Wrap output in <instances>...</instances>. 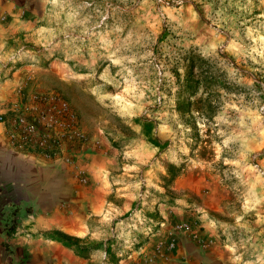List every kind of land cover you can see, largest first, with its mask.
I'll return each mask as SVG.
<instances>
[{
	"label": "rangeland",
	"instance_id": "rangeland-1",
	"mask_svg": "<svg viewBox=\"0 0 264 264\" xmlns=\"http://www.w3.org/2000/svg\"><path fill=\"white\" fill-rule=\"evenodd\" d=\"M0 4L4 33L15 26L1 45V51L14 56L0 69L8 62L46 65L47 59L61 56L65 32L90 35L96 26L93 38L98 41L85 38L80 44L84 58H96L91 69H83L78 104L88 114L97 109L102 117L98 127L114 163L110 175L118 215L111 228L119 233L118 239L110 237L114 257L138 249L141 237L161 226L153 222V213L149 221L142 211L145 203L160 200L183 208L211 183L225 190L229 218L242 212L247 225L264 219V0ZM63 20L66 29L59 27ZM104 38L106 43L100 41ZM107 58L114 63L103 67ZM187 77L198 85L189 112L180 115L176 101L186 98L181 87ZM33 81L23 83V98L39 91ZM104 84L114 93L108 101L112 109L96 105L95 95L88 93V86L93 90ZM111 104L131 117H120ZM140 117L154 121L152 134L167 142L164 149L152 146L134 124ZM88 128L94 133L96 126ZM231 221L230 226L245 232Z\"/></svg>",
	"mask_w": 264,
	"mask_h": 264
},
{
	"label": "crops",
	"instance_id": "crops-1",
	"mask_svg": "<svg viewBox=\"0 0 264 264\" xmlns=\"http://www.w3.org/2000/svg\"><path fill=\"white\" fill-rule=\"evenodd\" d=\"M4 9L0 4V13ZM65 20L59 22V27L67 28ZM95 27L90 28V35L71 36L65 32L60 38V45H64L61 56L47 59L46 65L11 66L8 62L0 69V113L10 114L21 108L37 110L38 97L57 90L78 116L87 140L68 156L72 165L10 149L0 125V264H264V219L247 225L242 212L229 218L225 190L217 183L197 192L198 200L187 201L183 208L160 200L145 203L142 211L148 216L153 213V222L161 226L141 237L138 249L113 256L110 231L118 215L115 182L110 175L114 163L98 127L102 117L97 109L90 108L88 114L78 104L83 69H91L90 61L96 58H84L80 44L85 38L98 41L93 38ZM3 30L0 23V64L11 62L14 56L1 51V45L4 35L8 38L15 33V26L5 33ZM109 63L113 65L114 61L107 58L103 67ZM28 79L34 80L39 91L23 98L20 89ZM105 87L92 90L88 86V93L95 95L96 105L111 108L108 101L114 93L109 94ZM111 105L120 117H131ZM88 125L96 126L94 133ZM73 166L85 171L86 183L78 182ZM231 219L247 231L240 230V241L228 234ZM12 222L15 231L10 237L7 230ZM55 232L71 238L78 249L44 238ZM146 257L151 261L146 262Z\"/></svg>",
	"mask_w": 264,
	"mask_h": 264
},
{
	"label": "built area",
	"instance_id": "built-area-1",
	"mask_svg": "<svg viewBox=\"0 0 264 264\" xmlns=\"http://www.w3.org/2000/svg\"><path fill=\"white\" fill-rule=\"evenodd\" d=\"M37 100L40 101L37 110L21 108L10 114L0 113V125L4 129L7 145L14 151L73 165L68 156L87 141L78 116L57 94L41 95ZM73 168L78 182L86 183L85 171L80 166ZM240 230L237 226L227 228L228 234L232 238L236 236L237 241L243 239ZM110 233L111 237L118 239L119 233L115 228ZM145 261L151 260L146 257Z\"/></svg>",
	"mask_w": 264,
	"mask_h": 264
},
{
	"label": "trees",
	"instance_id": "trees-1",
	"mask_svg": "<svg viewBox=\"0 0 264 264\" xmlns=\"http://www.w3.org/2000/svg\"><path fill=\"white\" fill-rule=\"evenodd\" d=\"M198 82L197 81H192L187 77V79L184 82V85H182L181 89L186 93V98L188 101L180 100V97H178L176 101V111L180 114L183 115L187 112H189L188 107L191 106V97L195 94L196 89H197ZM182 92H179V94ZM212 111V110H211ZM134 124L138 125L141 127L142 134L146 137L148 142L154 146L155 148L158 149H164L167 146V142L161 143L157 137H155L152 132L154 129V121L148 120L146 118H136L133 120ZM175 175L171 178L174 179ZM15 231V223H12L9 225L7 233L11 237L14 234ZM45 239H50L53 241H56L60 244H62L64 247H67L69 249H74L77 250L78 246L75 241H73L71 238H68L61 233L55 232L52 234H46L44 235Z\"/></svg>",
	"mask_w": 264,
	"mask_h": 264
}]
</instances>
